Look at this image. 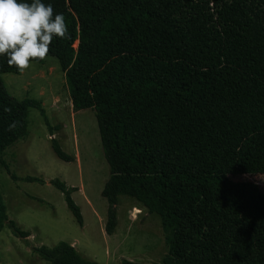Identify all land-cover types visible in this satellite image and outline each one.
<instances>
[{
  "label": "trees",
  "instance_id": "16d2710c",
  "mask_svg": "<svg viewBox=\"0 0 264 264\" xmlns=\"http://www.w3.org/2000/svg\"><path fill=\"white\" fill-rule=\"evenodd\" d=\"M43 2L65 16L72 35L54 37L48 54L60 62L73 108L93 109L97 118L110 166L102 190L108 201L106 232L116 231L120 196L144 202L153 190L154 208L161 184L178 225L170 264H179L186 230L177 183L203 193L220 240L236 218L237 201L244 199L257 248L252 264H264L257 220L264 213V190L256 181L235 179L264 175V0ZM7 72L20 73L0 55V166L17 179L3 154L27 135L29 108L39 109L53 127L40 100L9 92ZM52 147L62 160H76L55 138ZM52 182L83 225L72 196L76 187ZM6 225L19 237L31 235L9 217L0 190V232ZM34 250L49 264H100L63 240Z\"/></svg>",
  "mask_w": 264,
  "mask_h": 264
},
{
  "label": "rangeland",
  "instance_id": "374dc122",
  "mask_svg": "<svg viewBox=\"0 0 264 264\" xmlns=\"http://www.w3.org/2000/svg\"><path fill=\"white\" fill-rule=\"evenodd\" d=\"M3 79L13 96L42 102L53 130L41 111L30 107L27 135L3 154L17 176L13 178L0 166V190L7 212L31 235L24 239L6 225L0 232V264H49L34 247H52L62 240L72 243L83 257L100 264H122L125 259L170 264L178 225L169 208L170 197L161 184L154 208L153 190L144 202L120 196L116 231L112 235L106 232L108 201L102 190L110 166L97 118L93 109L74 110L58 58L48 54L41 61H30L23 73H4ZM53 138L76 160L59 158L52 147ZM28 176L44 181H28ZM57 179L68 187H76L72 196L81 208L83 225L69 209L64 193L53 184ZM235 179L256 181L264 190L263 174L240 175ZM175 188L186 230L179 264H252L256 260L254 230L244 215V199L237 201L236 218L228 224L225 239L220 240L215 237L217 225L208 215L203 193L196 187L177 183ZM257 220L264 238V213H258Z\"/></svg>",
  "mask_w": 264,
  "mask_h": 264
},
{
  "label": "clouds",
  "instance_id": "9594fccd",
  "mask_svg": "<svg viewBox=\"0 0 264 264\" xmlns=\"http://www.w3.org/2000/svg\"><path fill=\"white\" fill-rule=\"evenodd\" d=\"M54 37L71 40L65 16L43 0H0V55L21 73L43 60Z\"/></svg>",
  "mask_w": 264,
  "mask_h": 264
}]
</instances>
